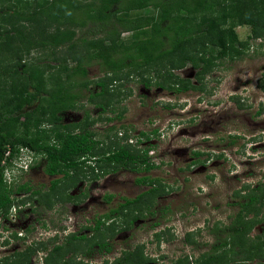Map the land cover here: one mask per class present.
Instances as JSON below:
<instances>
[{
    "label": "rangeland",
    "instance_id": "rangeland-1",
    "mask_svg": "<svg viewBox=\"0 0 264 264\" xmlns=\"http://www.w3.org/2000/svg\"><path fill=\"white\" fill-rule=\"evenodd\" d=\"M11 2L0 0V11ZM29 25L24 22L27 28ZM95 31L93 36L98 37L105 30L90 23L77 31V37L92 38ZM235 31L241 41L251 33L248 26L236 27ZM129 34L123 32L121 38ZM52 51L33 49L24 62L50 72L55 71L50 66H57L64 58L68 67L75 66L71 50L62 47ZM156 69L122 71L106 100H100L107 104L101 113L87 101L89 93L80 86L82 81H89L91 90L94 82L106 75L97 63L91 62L84 79H72L74 87L70 89L81 96L76 108L60 113L64 125L82 121L85 114L98 120L90 129L106 147L116 140V132L117 138L127 134L133 149L148 150V158L156 168L131 173L121 168L114 170L113 165L102 164L100 168L92 162L83 169L76 186L67 188V179L44 173L45 161L41 159L28 173L20 175L19 184L28 182L32 191L48 197L40 198L41 202L32 199L34 211L26 207L9 212L6 220L0 217V264L16 262L18 254L28 247L34 249L28 264H46L50 249L64 245L71 234L85 239L74 240L63 259L53 263L115 264L113 260L121 254L139 251L149 260L143 264H175L184 256L193 264L218 245L221 230L240 210L238 204L243 199L239 192L246 195L244 188L264 181V38L248 41L241 58L222 61L200 84L189 65L173 71L191 80L199 87L197 90L174 93L161 89L155 83ZM146 80L148 85L144 84ZM197 152L199 156L194 155ZM142 177L152 180L153 187L159 186V193L150 195L149 185L137 183ZM57 178L60 182L51 190ZM66 193L72 199L66 200ZM141 194L145 195L140 204L149 200L151 207L142 210L144 217L127 227L116 210ZM260 214L261 223L253 226L250 238L264 235V206ZM106 215L108 219H104ZM97 220L104 223L101 232L93 230ZM158 231L162 236L157 242ZM187 233L191 243L187 242ZM101 240L108 244L110 252L94 244Z\"/></svg>",
    "mask_w": 264,
    "mask_h": 264
},
{
    "label": "trees",
    "instance_id": "trees-1",
    "mask_svg": "<svg viewBox=\"0 0 264 264\" xmlns=\"http://www.w3.org/2000/svg\"><path fill=\"white\" fill-rule=\"evenodd\" d=\"M8 1H12L10 6L0 11V217L4 220L13 205L25 208L28 205L29 211H34L36 206L31 200L36 198L41 202L40 198L48 197L32 191L28 182L9 187L3 178L1 165L8 148L11 150L10 158L17 154L19 147L41 157L45 161L44 173L67 179L70 181L67 188L76 186L83 169L92 162L100 168L102 164L113 165L114 170L121 168L131 173L156 168L148 158V150L133 149V142L127 134L123 136L121 133L117 138L116 132V140L104 146L96 138L97 133L90 129L98 120L88 114L80 122L62 124L60 113L74 110L81 97L70 89L74 87L71 86L72 79L78 76L84 79L88 73L87 64L97 63L106 74L94 82L95 88L91 90L89 81L80 83L81 88L89 93L87 101L103 113L107 104L100 100H106L124 70L157 68L155 83L161 89L174 93L197 90L199 87L191 80L180 78L173 71L189 65L196 71L195 79L200 84L222 61L241 58L248 41L264 38V0ZM24 22L30 24L28 28ZM90 23L104 28V34L93 36L99 32L97 29L92 38H78L77 31ZM240 26L251 29L245 41L239 40L235 31ZM123 32L130 34L124 39L121 38ZM62 47L74 53V67H68L65 58L57 66H50L55 70L53 72L24 62V57L33 49L49 48L52 51ZM144 84L148 85L149 81H144ZM121 114L118 113L119 117ZM152 133L155 134L156 130ZM140 135L149 139L145 133ZM194 155L199 156L200 153ZM59 178L53 180L51 190L56 188ZM137 183L149 185L150 195L159 193L161 189L153 187L154 182L144 177ZM244 189L247 190L246 195L239 192L243 199L238 204L240 210L234 220L221 230L218 245L213 247V251L201 254L193 264H242L254 260L256 264H264V235L249 237L253 226L261 223L264 181L256 187ZM15 194L24 197L16 198ZM144 195L126 201L121 209L116 210L121 213L127 227L144 217L142 210L150 209L149 200L143 206L140 204ZM70 199L66 193V200ZM251 214L252 218H248ZM108 217L106 215L104 219ZM103 226L102 220H97L93 230L101 232ZM160 233H155L157 242L162 236ZM84 239L71 234L64 245H54L50 249L51 261L46 256L45 263L57 264L53 262L63 259L74 240ZM186 239L191 243L188 233ZM94 244L110 252L104 240ZM33 250L28 247L18 254L19 260L4 264H28ZM114 262L143 264L149 260L138 251L125 252ZM175 264L191 262L188 256H184Z\"/></svg>",
    "mask_w": 264,
    "mask_h": 264
},
{
    "label": "built area",
    "instance_id": "built-area-1",
    "mask_svg": "<svg viewBox=\"0 0 264 264\" xmlns=\"http://www.w3.org/2000/svg\"><path fill=\"white\" fill-rule=\"evenodd\" d=\"M130 142H132V140H130ZM10 156L11 150L8 148L4 154L1 165L3 166V178L5 182L9 185V187H14L19 183L20 175L28 173L35 158L32 151L25 147H19L17 154L13 158H10ZM14 197L22 198L24 195L15 194ZM25 206L29 207L28 205ZM24 208V206L13 205L10 209V213L11 211L16 210L21 211Z\"/></svg>",
    "mask_w": 264,
    "mask_h": 264
},
{
    "label": "clouds",
    "instance_id": "clouds-1",
    "mask_svg": "<svg viewBox=\"0 0 264 264\" xmlns=\"http://www.w3.org/2000/svg\"><path fill=\"white\" fill-rule=\"evenodd\" d=\"M33 153V152H32ZM34 154V153H33ZM34 158H35V160L33 161V165L31 166V168L32 167H34V166H37L38 165V162L42 159L41 157H36L35 155H34ZM19 184V183H18ZM17 184V185H18ZM16 185V186H17ZM15 187V186H14Z\"/></svg>",
    "mask_w": 264,
    "mask_h": 264
},
{
    "label": "flooded vegetation",
    "instance_id": "flooded-vegetation-1",
    "mask_svg": "<svg viewBox=\"0 0 264 264\" xmlns=\"http://www.w3.org/2000/svg\"><path fill=\"white\" fill-rule=\"evenodd\" d=\"M40 235H41V234H40ZM37 239H38V238H37ZM97 248H98V246H97ZM105 252H106V251H105ZM114 260H115V259H114ZM114 260H113V261H114ZM85 264H88V262H87V263H85ZM91 264H92V263H91ZM102 264H103V263H102Z\"/></svg>",
    "mask_w": 264,
    "mask_h": 264
}]
</instances>
